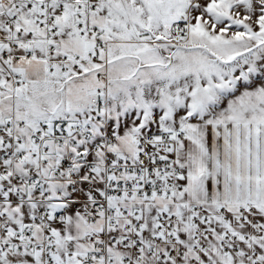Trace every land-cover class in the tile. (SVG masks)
<instances>
[{"label":"snow or ice","instance_id":"obj_1","mask_svg":"<svg viewBox=\"0 0 264 264\" xmlns=\"http://www.w3.org/2000/svg\"><path fill=\"white\" fill-rule=\"evenodd\" d=\"M0 264H264V0H0Z\"/></svg>","mask_w":264,"mask_h":264}]
</instances>
